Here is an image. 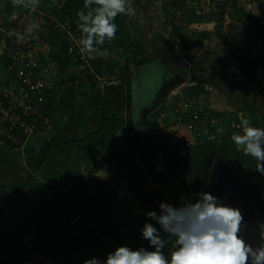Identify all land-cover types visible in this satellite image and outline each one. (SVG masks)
<instances>
[{"label":"crops","instance_id":"crops-1","mask_svg":"<svg viewBox=\"0 0 264 264\" xmlns=\"http://www.w3.org/2000/svg\"><path fill=\"white\" fill-rule=\"evenodd\" d=\"M199 5L203 6L202 2ZM204 15L210 19V13ZM263 21L261 16L254 18L250 31L245 27L227 32L223 26L216 30L211 25L205 35L195 36L190 26L181 29L176 43L168 40L167 45L173 50V57L185 66L188 76L175 86L169 83L164 87L165 78L156 86L160 97L155 96L153 103L147 102L136 114L128 100V88L115 76L122 74L125 62L122 65L121 59L111 60L98 50L105 75H95L88 65L95 76L89 78L64 52L57 53V58L50 53L48 60L56 78L50 91V103L54 105L48 110L49 125L33 134L22 149L0 144V264H83L84 260L102 258L121 245L146 246L147 242L140 238L142 226L128 227L136 223V212L109 198L92 201L71 224L55 233L42 230L40 211L70 176L93 162L114 156L121 138L125 134L132 137L138 127L149 122L171 93L195 91L207 105L205 112L213 113L218 105L215 109L220 117L233 121L242 116L250 124L264 128V88L260 84L263 67L256 74L245 73L236 61L242 57L254 61L258 50L264 51V31L255 32ZM180 23L173 27H181ZM153 25L149 27L151 49L162 57L156 49L161 46L155 35L159 26ZM178 36L186 38L180 40ZM142 41L148 52L147 43ZM235 51L244 54L239 58ZM152 57L141 59L144 62L139 67L154 62L155 58L148 60ZM110 69L115 73L107 72ZM128 116L136 125L131 134ZM120 232L128 235L119 237Z\"/></svg>","mask_w":264,"mask_h":264},{"label":"built area","instance_id":"built-area-1","mask_svg":"<svg viewBox=\"0 0 264 264\" xmlns=\"http://www.w3.org/2000/svg\"><path fill=\"white\" fill-rule=\"evenodd\" d=\"M173 1L180 9L172 5L168 16L172 17L173 25L181 22V27L186 26L182 17L195 10L199 2H206L223 26L229 24V16L234 13V0ZM4 23L0 19V59H8L4 70L0 67V144L22 149L33 134L50 123L48 110L54 105L50 103L53 97L50 91L56 72L48 60L49 28L65 35V55L72 64L88 66L89 62L88 55L80 51L79 29L72 31L69 24L56 22L54 16L50 17V23L26 26L25 31L16 22L8 26ZM260 84L264 88V78ZM206 106L202 97L171 93L149 122L138 127L132 137L125 134L121 138L114 156L93 162L58 187L40 211L42 230L60 231L92 201L111 194L145 210L158 208L159 197L162 202L175 205L172 198L175 183L166 168L167 157L182 162L190 147L218 141L217 133L207 132L208 128H214L215 123L225 124L205 112ZM243 119L227 120L230 137L240 132ZM140 190L144 196L138 194Z\"/></svg>","mask_w":264,"mask_h":264},{"label":"clouds","instance_id":"clouds-1","mask_svg":"<svg viewBox=\"0 0 264 264\" xmlns=\"http://www.w3.org/2000/svg\"><path fill=\"white\" fill-rule=\"evenodd\" d=\"M39 3L13 0V7L35 9ZM128 11L127 0H85L83 10L76 13L80 51L94 59L97 46L115 38V18ZM12 19H16L15 13ZM231 140L245 156L255 160V171L264 176V128L251 126L248 119H243L240 132L234 133ZM185 201L176 205L161 202L158 210L145 214L140 238L146 246L121 245L83 264H264V222L257 223L256 240L252 242L246 239L249 229L239 208L224 204L206 191Z\"/></svg>","mask_w":264,"mask_h":264},{"label":"trees","instance_id":"trees-1","mask_svg":"<svg viewBox=\"0 0 264 264\" xmlns=\"http://www.w3.org/2000/svg\"><path fill=\"white\" fill-rule=\"evenodd\" d=\"M160 10H162L163 17H167V20L169 21V27H173L172 23V17L168 16V10L169 7L172 5L175 6V9H180V5L177 2H174L173 0H160ZM239 1V0H238ZM85 0H47V5L51 8V16H54L56 22L60 24L67 23L70 25L72 31L76 30L77 27V15L76 13L80 10H83ZM133 3V1L131 2ZM130 3V4H131ZM154 4V3H153ZM153 4L150 3V6ZM151 6V7H152ZM262 7H264V4H261ZM0 9H4L6 18L10 14H17L19 13V9L16 7H13V0H0ZM238 9V3L234 1V11H237ZM143 10L142 12L145 13L142 15L144 18L145 15H149V13L145 12ZM241 11V10H240ZM239 11V12H240ZM23 12L25 15L28 16V21L34 23L36 21V17L33 14L34 12L30 11L29 9H24ZM238 12V13H239ZM204 15V12L201 9L191 10L187 12V16H183L182 19L186 23L187 26L192 27L191 32L197 36V35H205V32H207V28H209L212 25L211 20L214 19L216 16V12L214 10L210 9V19ZM241 16H245L244 13H240ZM148 17V16H147ZM145 17V19L148 21L150 19ZM261 18L264 19V8L261 13ZM126 19L127 16L125 15H118L115 18V23L117 24V33L115 38H118V49L124 50V46H122L121 41H119L123 30L128 31L125 27L126 25ZM216 19V17H215ZM218 21V22H217ZM6 22V19L5 21ZM215 24L219 23L217 26L219 28L222 27V24L219 20L213 21ZM15 23V20L13 21ZM168 24V22H167ZM166 24V25H167ZM184 27H175L174 31L179 32ZM197 28V29H196ZM127 33V40L129 50H127V53H124L126 56L125 58V65L124 68L121 69L122 74H115L117 78H120L123 80L124 85L128 88V100L131 99L130 94V83H131V69H130V63L131 61H140L141 59L147 57V49L144 45V42L142 40L135 41L133 40ZM64 34L60 32H56L52 28H49V38L47 42L50 45V52L53 53L54 51H57L55 53L57 58V53H65L64 44ZM81 36V33H80ZM32 38V36H31ZM27 39L29 40V36L27 35ZM132 39V40H131ZM108 42L105 41L103 45L97 46L98 50L101 51L102 55L109 54L110 52H116L108 46ZM147 48H149L147 46ZM125 52V51H124ZM258 55L260 56L258 60H251V59H245V60H239L237 58V65L238 67L243 70L245 73H251L256 74L258 72V69L260 66L263 67V76H264V51L261 52V48L258 50ZM154 57L148 59L153 60ZM155 60V59H154ZM89 66L93 69L95 72V75L97 76H104L105 71L103 69V60L100 58H94L89 59ZM0 67L1 70H4V68L8 64V59L6 57H3L0 59ZM80 68H82L84 71V74L87 75L89 78H93L94 72L88 70L87 66L83 64H79ZM108 69V68H107ZM107 72L114 74V70L110 69L107 70ZM198 93V92H197ZM185 94V93H183ZM196 93L195 91H190L186 93L185 95L194 96ZM198 94H196L197 96ZM128 101V108L130 105V102ZM210 114H213L210 111ZM129 117V116H128ZM176 122V120H175ZM128 134H131L132 131L135 130L136 125L130 120V117L128 118ZM215 129V128H213ZM136 131V130H135ZM211 154L214 155V159L220 160L222 162H228L230 163L231 167L234 169V171L238 175V181L241 182L242 189L246 191L250 195H254L256 193H260L262 196V202L264 203V176L260 175L258 172L255 171L256 168V162L253 158L249 156H245L243 152L237 148V146L232 142L230 133H226L224 137L220 141L216 142H209L205 144H199L193 147H190L187 151V154L184 156L183 161H176L172 157H167V163L166 168L170 172V175L175 183V189L172 195V198L175 202V205L179 202H186L185 199L188 200H194V197L197 193L201 192L200 189L197 187V180L198 178L203 174L204 169V160L209 158ZM140 196H144L143 191H137ZM105 198H109L111 200H114L116 203L125 205L126 207H129L130 209H133L136 212V220L134 224L128 226L131 228L134 227H140L143 226L145 222V214L148 211L151 210H158L156 209H150L145 210L139 206L134 205V203H130L128 201L120 200L116 195H110ZM159 201L162 202V200L159 197ZM262 210L264 212V204L262 207ZM139 221V222H138ZM63 229V228H62ZM128 235L127 233L120 232L118 233L119 237H125ZM135 237V236H133ZM8 264V263H7Z\"/></svg>","mask_w":264,"mask_h":264},{"label":"rangeland","instance_id":"rangeland-1","mask_svg":"<svg viewBox=\"0 0 264 264\" xmlns=\"http://www.w3.org/2000/svg\"><path fill=\"white\" fill-rule=\"evenodd\" d=\"M132 1H133V3H131ZM234 1L236 3H238V9H237V11L235 10L234 13L229 16L230 17L229 24L232 23V25H228V29H226V31L227 32L230 31L229 30L230 28H235L236 31H242L241 29L244 30L245 27H246V30L248 29L250 31L251 27H252V25H251L252 21L254 20V18L258 19L261 16L262 10L264 8L260 4L261 0H239V1L234 0ZM160 2H161L160 0H127V7L129 9V11L127 14H121V15L127 16V19L125 22L126 25L124 28H126L128 31L123 30L122 35L119 38L120 39L119 41H121L122 46H124V50H122L120 48L118 49V47H117L118 38L117 39L114 38L113 40L108 42V46H110V48L116 52L107 54L106 57L111 59V60H114L115 58L121 59L122 65L125 62V58H126L124 53H127V50H129V46H128L129 40H127V37H126L127 33L126 32H128L129 33L128 35L135 41H139L142 39L145 40V42L147 43V46L149 47V51L147 52V57H145V58H149L151 56H153L155 58L154 62H151L147 65H143V67H139L141 65L140 62L143 60H140V61L138 60V61H133V62L131 61V63H130V69H133V71L131 70L132 76H131V83H130V94H131L130 100H131V103L133 105L132 111H134L135 114L137 113L136 111H138V113H140L139 111H142L145 108L144 104H147V102L150 103L153 100H155V96L158 97V95H157L158 91L156 90L158 87H156V86L159 85L160 83H162L161 81H163L165 79V76H166V71H165L166 68L163 67V65H162L163 62H161L162 58L158 54H156V53L154 54L152 49H151V44H150V38L151 37L149 35L151 33V30L149 27L152 26L153 23H155L156 26H159V30H157L155 32V35L163 43L168 44V42H167L168 40L171 41L172 44L176 43L177 32L174 31L175 27H169V21L167 20V17L166 18H165V16L163 17L162 10H160ZM150 3L151 4L154 3L153 6L151 5L152 7L150 6ZM202 4H203V6L199 5V3H197L195 5H197V7H199L204 13L209 14L210 13L209 5L206 2H202ZM16 8L19 9V13L15 14L16 19H12L13 14H10L6 18L4 9H0V19H2L3 22L6 19V22L4 23L6 26L10 25V22H13L15 20V22L17 24L24 26L23 30L25 31L26 26L27 27H29V26L34 27L36 24L39 23V21H41V18L46 19L44 21V22H46V24L50 23V17H51L52 13H51V8L47 5V0H40L39 7L35 8V9H32L30 7H28V8L16 7ZM24 9H29L30 11L34 12L33 14H35L34 16L36 17L35 24L30 25L31 23L28 21V16L25 15V13L23 12ZM145 9H146L145 12L149 13V15H147L148 17L146 15H145V17H147V18L150 17V19L153 20V23H149L145 19V17L144 18L142 17V15L145 14L142 11ZM241 12L244 13L245 16H241L240 15ZM156 14H158V16ZM44 16H46V17H44ZM153 16H155V17H153ZM215 17H216V19H215ZM215 17L210 22H212V26L214 27L213 29L220 30V28L217 26L219 23L215 24L213 22L214 20H219L217 18V16H215ZM167 22H168V24H167ZM5 25H4V27L6 28ZM153 26H155V25H153ZM190 29H192V27H190ZM207 29L209 30V28H207ZM256 29H258V30L261 29V31H264V21L261 22V25H258L255 28V32L258 31ZM189 34H190V32H189ZM177 38H179L181 40V39H185L186 37L185 36H178ZM163 43H161V46L160 47L158 46L156 49L162 50L164 48ZM249 43L251 44L252 42L249 41ZM185 48H186V46H185ZM244 50H245V48H244ZM54 52L56 53L57 51H54ZM54 52L52 53L51 56H53V54H55ZM245 52H246V50H245ZM243 54H244V52L241 53V55H243ZM100 55H101V53H98V54L96 52L93 53V56L95 58L99 57ZM241 55H240V58H241ZM259 57H260L259 55H256L257 60ZM241 60H245V59H243V57H242ZM135 73H136V76H135ZM188 92L189 91H186V93H188ZM181 93L183 94L185 92L181 91ZM163 105H164L163 103L160 104L159 108H162ZM215 106H218V105H215ZM215 106H214V110H213L214 111L213 116H216V118L218 120L221 119L222 121H225L226 126L223 122H221L220 124L215 123L214 124L215 129L208 128L207 132L217 133L218 141H220L224 137V135L227 133V128L229 127L230 124L228 125L227 116H224V118H223L222 117L223 115H222L220 117L221 113H219L218 109H215ZM151 107H154L153 104L151 105ZM240 117H242V116H240Z\"/></svg>","mask_w":264,"mask_h":264},{"label":"water","instance_id":"water-1","mask_svg":"<svg viewBox=\"0 0 264 264\" xmlns=\"http://www.w3.org/2000/svg\"><path fill=\"white\" fill-rule=\"evenodd\" d=\"M228 25H232V23L224 25L225 30L228 29ZM233 43L236 46L238 44L237 42ZM241 44L240 46H242ZM163 45L166 44L163 43ZM235 52L237 53V51ZM159 54L162 56L161 58H164L163 51H159ZM237 55L240 58L238 53ZM172 85L175 86V84ZM204 166L206 167L205 164ZM196 184L200 191L209 192L218 197L224 204L239 208L244 218L243 223H246L249 229V235H246V239L252 242L256 240L254 229L258 222H264V212L262 210L264 203L262 202V196L260 193L250 195L242 189L241 182L238 181V175L230 163L222 161L215 163L212 165L209 174L201 181H197Z\"/></svg>","mask_w":264,"mask_h":264},{"label":"flooded vegetation","instance_id":"flooded-vegetation-1","mask_svg":"<svg viewBox=\"0 0 264 264\" xmlns=\"http://www.w3.org/2000/svg\"><path fill=\"white\" fill-rule=\"evenodd\" d=\"M159 51H163V56H164L161 62L167 65L165 69L166 71L165 78L167 80L165 79L166 81L163 83L165 85L164 87H166V85H169V83L177 84L179 81L181 80L183 81L184 77L186 79V77L188 76L185 70L186 68L185 66H183L181 62H178V60H176L173 57V50L169 48L168 45L166 44L164 45V48L162 50L159 49ZM158 97H160V95ZM213 157L214 155L211 154V158H207L204 160V164L206 165V167H204L205 169L203 170V174L198 178L197 181H201L205 176L209 174L212 165H214L217 162H220V160L214 159Z\"/></svg>","mask_w":264,"mask_h":264}]
</instances>
